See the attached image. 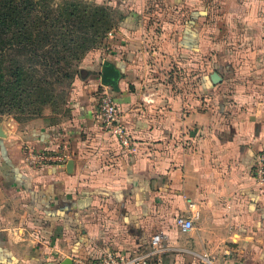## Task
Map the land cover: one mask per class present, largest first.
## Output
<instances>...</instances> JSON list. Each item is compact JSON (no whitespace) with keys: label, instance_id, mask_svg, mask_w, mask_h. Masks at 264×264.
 <instances>
[{"label":"crops","instance_id":"0c3cea01","mask_svg":"<svg viewBox=\"0 0 264 264\" xmlns=\"http://www.w3.org/2000/svg\"><path fill=\"white\" fill-rule=\"evenodd\" d=\"M167 1L171 11L149 21L144 0H127L124 23L102 57H89L58 123L2 125L0 264L142 251L159 231L168 251L149 264H264V185L253 175L264 149V0H217L210 26L209 0ZM103 60L118 70L116 85L89 72ZM102 84L132 151L99 126ZM63 141L64 164L24 163L27 146ZM194 212L193 229L181 231L175 216Z\"/></svg>","mask_w":264,"mask_h":264},{"label":"trees","instance_id":"16d2710c","mask_svg":"<svg viewBox=\"0 0 264 264\" xmlns=\"http://www.w3.org/2000/svg\"><path fill=\"white\" fill-rule=\"evenodd\" d=\"M125 18L82 0H0V113L64 103L80 75L74 61Z\"/></svg>","mask_w":264,"mask_h":264},{"label":"built area","instance_id":"2783aa9c","mask_svg":"<svg viewBox=\"0 0 264 264\" xmlns=\"http://www.w3.org/2000/svg\"><path fill=\"white\" fill-rule=\"evenodd\" d=\"M114 32L115 29H112L108 34L112 35ZM98 122L104 132L116 138L120 147L126 151L133 150V142L119 119L116 102L106 85L103 84L98 99ZM69 157L68 141H63L56 148L48 150H37L32 146H27L23 160L28 166L43 167L64 164ZM253 175L257 183L264 185V149L255 155ZM194 205L192 200H188L189 208L193 209ZM196 216V212L187 215L178 214L175 216V224L181 231H189L194 227L193 219ZM167 240L166 233L155 232L150 236L149 246L146 250L132 253L116 249L103 250L94 259L74 257L73 264H149L152 258H159L168 251Z\"/></svg>","mask_w":264,"mask_h":264},{"label":"rangeland","instance_id":"374dc122","mask_svg":"<svg viewBox=\"0 0 264 264\" xmlns=\"http://www.w3.org/2000/svg\"><path fill=\"white\" fill-rule=\"evenodd\" d=\"M56 2H60L61 0H54ZM87 3L91 4H98V5H104L110 7V13L112 16L115 14H118L119 12H122V6L126 5L128 2L127 0H82ZM134 2V0H132ZM212 9L209 8L208 15L209 17V26L210 24L216 23L217 18L215 17V3L217 0H209ZM172 3L167 0H144L143 5L145 7V12L147 14V20H156L157 19V12L162 11L165 12L169 10V12L172 9ZM112 9V10H111ZM168 12V11H167ZM206 14L204 11L202 15ZM141 16V15H140ZM171 14L163 13L162 17H170ZM219 24V21H217ZM216 25V24H215ZM115 28V27H114ZM112 28V29H114ZM111 29V30H112ZM110 31V30H109ZM108 31V32H109ZM108 32L105 34L104 37H102L95 46H93L91 49L86 51L82 57H80L78 60L74 61V64L77 66L78 70L85 69L86 66H89V57L91 56L94 58L95 56H98V58L102 57L106 53V45L105 42L108 41V37H112V35H109ZM211 30L209 31V33ZM150 33V32H149ZM155 34V30L153 33V36ZM150 35H152L150 33ZM210 49V47H209ZM214 64L212 62H209V68H213ZM215 68L218 69V67L215 66ZM70 87L66 86L65 91L66 94L63 96L65 98V102L61 101L62 103H59V97H57L56 102L53 105H45L42 108V112L40 114H30V113H18V112H6V113H0V125H6L7 127L17 130V131H23L24 129L32 128V126H36L39 122L42 124L48 125L52 123H58L59 117H62L65 115V113L70 109L68 104L70 105V98H71V92L69 94ZM60 104V105H59ZM32 117V118H30ZM10 123H9V122ZM5 124H4V123ZM35 122V124H33ZM116 139V138H115ZM117 141V140H116ZM120 146V145H119ZM122 150H125L124 148L120 147ZM52 256V255H51ZM54 259H57V255L53 254Z\"/></svg>","mask_w":264,"mask_h":264},{"label":"water","instance_id":"95a60500","mask_svg":"<svg viewBox=\"0 0 264 264\" xmlns=\"http://www.w3.org/2000/svg\"><path fill=\"white\" fill-rule=\"evenodd\" d=\"M89 72L95 74V76L99 77L103 83H106L109 85H116L117 80L120 76L118 70L114 68L112 64L107 60H103L101 68L99 70H92ZM86 73H87L86 69L80 70L81 75H84ZM211 79H212V82L216 83L217 81L221 79V76L219 75L217 71H214L211 73ZM4 135L5 133L3 131L2 125H0V136H4ZM65 166H66L67 171H71L72 166H73V160L71 159L68 160ZM58 264H73V260L71 257H65L62 260H60Z\"/></svg>","mask_w":264,"mask_h":264}]
</instances>
